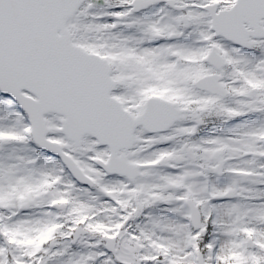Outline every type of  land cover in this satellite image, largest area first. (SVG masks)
Wrapping results in <instances>:
<instances>
[{"label":"snow or ice","instance_id":"1","mask_svg":"<svg viewBox=\"0 0 264 264\" xmlns=\"http://www.w3.org/2000/svg\"><path fill=\"white\" fill-rule=\"evenodd\" d=\"M0 264H264V0H0Z\"/></svg>","mask_w":264,"mask_h":264}]
</instances>
